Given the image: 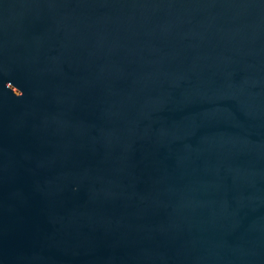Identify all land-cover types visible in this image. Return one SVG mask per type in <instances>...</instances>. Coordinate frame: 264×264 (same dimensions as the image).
Listing matches in <instances>:
<instances>
[{"label":"water","instance_id":"95a60500","mask_svg":"<svg viewBox=\"0 0 264 264\" xmlns=\"http://www.w3.org/2000/svg\"><path fill=\"white\" fill-rule=\"evenodd\" d=\"M0 264H264V0H0Z\"/></svg>","mask_w":264,"mask_h":264},{"label":"clouds","instance_id":"9594fccd","mask_svg":"<svg viewBox=\"0 0 264 264\" xmlns=\"http://www.w3.org/2000/svg\"><path fill=\"white\" fill-rule=\"evenodd\" d=\"M21 96H22L21 91H18L17 94L15 95V97H17V98H19V97H21Z\"/></svg>","mask_w":264,"mask_h":264}]
</instances>
